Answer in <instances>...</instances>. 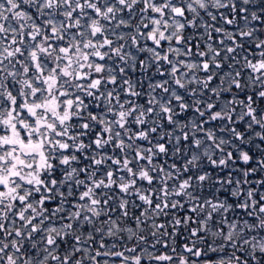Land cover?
Segmentation results:
<instances>
[{
    "label": "snow or ice",
    "instance_id": "6c2138e0",
    "mask_svg": "<svg viewBox=\"0 0 264 264\" xmlns=\"http://www.w3.org/2000/svg\"><path fill=\"white\" fill-rule=\"evenodd\" d=\"M0 264H264V0H0Z\"/></svg>",
    "mask_w": 264,
    "mask_h": 264
}]
</instances>
